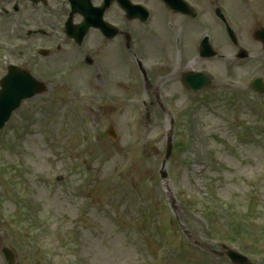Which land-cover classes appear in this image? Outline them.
Listing matches in <instances>:
<instances>
[{
	"label": "rangeland",
	"instance_id": "rangeland-1",
	"mask_svg": "<svg viewBox=\"0 0 264 264\" xmlns=\"http://www.w3.org/2000/svg\"><path fill=\"white\" fill-rule=\"evenodd\" d=\"M27 15L31 21H35V24L41 22L40 15L29 13ZM67 52L72 57L75 55L71 48H64L61 52L44 57L38 66V73L33 72L48 85V91L27 101L16 115L12 124L15 123L17 128L13 130L11 127L8 134L5 133L7 135L0 140V165L17 164V161L22 160L29 163L26 192L32 194L34 207L48 219H52L55 228L69 227L77 259L82 264H146L143 255L134 247L137 237L134 228H141L144 223L140 211H146L151 225H166L165 221L168 222L172 216L167 212L166 207H158L163 200L172 204L173 214L188 230L190 237L193 236L215 251L221 250L215 243L208 244L211 236L208 235L203 222L206 217L195 212L192 205H195L196 200H206L209 196V183L214 181L219 183L217 191L221 205L226 210L224 215L215 217L229 216L239 219L238 215H242L241 211L253 201L249 196L253 189L247 187L244 182L264 166V137L263 142L251 145L242 138L243 134L240 131L232 130L231 124L235 122L234 119H231L228 125H224L221 119L213 118L205 111L204 122L208 119L211 121L205 123L206 129L222 132L219 134L221 138L197 145L199 141L197 134L193 149H190L193 154L191 155L193 162L190 165L183 167L176 164L174 171L168 173L169 179L165 184L159 183V175L155 174L152 164L136 163L128 171L126 165H122L126 156L131 154L127 149L128 131L125 118L127 108L106 106L103 112H100L99 106L100 103H104L103 92L109 91L118 79H113L108 87L102 86L100 80L95 79V67L89 68L83 61L75 71L71 70V73L56 79L54 75L58 71L71 68V62L68 61L71 58L67 60L61 55ZM100 65L109 73V63L100 59ZM259 68V64L249 63L246 66V78ZM40 71L50 74L48 77H41L43 74ZM115 94L124 95L125 92ZM92 96H95L97 101L91 106L80 104L79 97L82 100ZM246 103V100L239 103L237 115L245 110ZM161 120L162 116H158L151 134L160 128ZM82 125L91 131L96 127L100 130L99 144L90 150L94 156L92 163L98 170L96 180L91 182L77 176V172H73L62 185L47 188L38 179L39 174H53L49 169V162L53 157L47 145L53 144L58 151L66 147L71 154L83 159V154L77 153L76 150L79 143L77 131ZM110 126L115 127L118 135L116 141L105 134ZM205 148H209L211 154L222 161L219 171L215 172L212 169L206 171V161H203ZM154 149L162 150L163 147L156 145ZM21 156H24L23 159L19 158ZM158 159L153 158L155 163ZM117 175L120 177L116 179L118 183L111 186L110 177ZM154 179L158 185L154 183ZM147 183L150 186H145ZM75 191L91 193L98 201L96 203H100L99 207L89 209V216L82 227L77 226L75 219L76 214L80 212L82 201L68 194ZM223 191L235 199L224 198ZM9 196L0 185V211L2 209L7 210L8 213L12 211L13 206L9 202ZM17 237L18 235L12 234L1 237L2 246L11 248L15 245V240H21ZM188 257L191 260L189 264H197L198 258L203 259V256H197L195 252H191ZM0 264H6L1 250ZM16 264L31 263L25 261L23 253H20Z\"/></svg>",
	"mask_w": 264,
	"mask_h": 264
}]
</instances>
